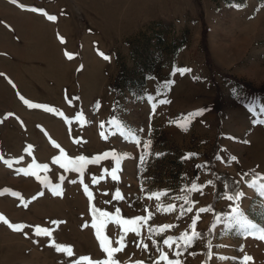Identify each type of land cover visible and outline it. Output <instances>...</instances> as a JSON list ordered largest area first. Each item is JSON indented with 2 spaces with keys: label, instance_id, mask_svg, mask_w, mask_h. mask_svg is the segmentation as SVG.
I'll return each mask as SVG.
<instances>
[{
  "label": "rangeland",
  "instance_id": "rangeland-1",
  "mask_svg": "<svg viewBox=\"0 0 264 264\" xmlns=\"http://www.w3.org/2000/svg\"><path fill=\"white\" fill-rule=\"evenodd\" d=\"M0 193V264H264V0H0Z\"/></svg>",
  "mask_w": 264,
  "mask_h": 264
},
{
  "label": "snow or ice",
  "instance_id": "snow-or-ice-1",
  "mask_svg": "<svg viewBox=\"0 0 264 264\" xmlns=\"http://www.w3.org/2000/svg\"><path fill=\"white\" fill-rule=\"evenodd\" d=\"M10 2L15 3L16 0H10ZM20 7L23 8L24 6H23V5H20ZM30 10H31L32 12H37V11H38V10L35 9V8L30 9ZM47 19H48L49 21H54L56 18H55L54 16L49 15V16H47ZM61 43H63V40H62V39H61ZM65 55L67 56L68 59H72V56L69 55L68 53H65ZM104 58L107 59V57H104ZM185 71H190V70H189V69H181V70H180V74L183 75ZM162 102H163V101H162ZM24 103H25L28 107H30V108H39V107H41L40 105H37V104H29L27 100H25ZM47 110H48V111H51V109H47ZM56 146L58 147V145H56ZM233 159H235V157H233ZM113 179H117V177H116L115 175H113ZM94 182H95V181H94ZM84 191H85L86 194H88V189H87V188H85ZM0 194H2V193H0ZM54 194H59V193H55V192H54ZM89 196H90V194H89ZM238 198H239V197L237 196V199H238ZM187 211L191 212L192 209L189 208V209H187ZM199 211H200V212H203L204 209H200ZM0 221H3L5 224L8 225V227H10V228H11L12 230H14V231H19V230H21V226L10 224V223H9L7 220H5L2 216H0ZM54 223H55V222H54ZM195 223H196V219H193V220H192V224H193V226L195 225ZM38 231H39V230H38ZM45 231H46V230H45ZM56 250H57L58 252L68 251L69 255H71L70 250H67V249H64V248H61V247H57Z\"/></svg>",
  "mask_w": 264,
  "mask_h": 264
},
{
  "label": "trees",
  "instance_id": "trees-1",
  "mask_svg": "<svg viewBox=\"0 0 264 264\" xmlns=\"http://www.w3.org/2000/svg\"><path fill=\"white\" fill-rule=\"evenodd\" d=\"M242 86L248 87L247 84H243ZM219 176H220V179H219V182H217V183L224 182V184H226V186H227V191L228 192L235 194L238 191L239 186H238V182L236 180L230 178L227 175H225V176L224 175H219ZM243 177L246 179L247 175H244ZM218 188H219V184H218V186H215L216 190H218ZM204 264H206V261L204 262Z\"/></svg>",
  "mask_w": 264,
  "mask_h": 264
}]
</instances>
